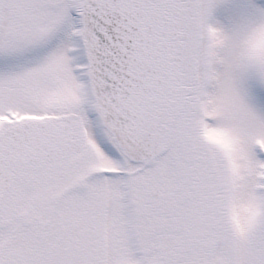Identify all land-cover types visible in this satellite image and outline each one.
Listing matches in <instances>:
<instances>
[{
    "label": "snow or ice",
    "instance_id": "1",
    "mask_svg": "<svg viewBox=\"0 0 264 264\" xmlns=\"http://www.w3.org/2000/svg\"><path fill=\"white\" fill-rule=\"evenodd\" d=\"M0 264H264V0H0Z\"/></svg>",
    "mask_w": 264,
    "mask_h": 264
}]
</instances>
